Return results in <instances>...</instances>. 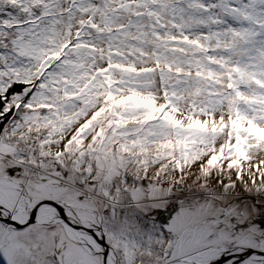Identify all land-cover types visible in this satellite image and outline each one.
Here are the masks:
<instances>
[{
    "label": "snow or ice",
    "instance_id": "6c2138e0",
    "mask_svg": "<svg viewBox=\"0 0 264 264\" xmlns=\"http://www.w3.org/2000/svg\"><path fill=\"white\" fill-rule=\"evenodd\" d=\"M0 264H264V0H0Z\"/></svg>",
    "mask_w": 264,
    "mask_h": 264
}]
</instances>
